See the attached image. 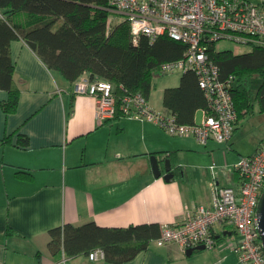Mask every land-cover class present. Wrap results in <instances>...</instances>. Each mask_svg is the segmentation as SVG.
Instances as JSON below:
<instances>
[{
  "label": "crops",
  "instance_id": "crops-1",
  "mask_svg": "<svg viewBox=\"0 0 264 264\" xmlns=\"http://www.w3.org/2000/svg\"><path fill=\"white\" fill-rule=\"evenodd\" d=\"M11 52L20 95L17 111L6 115L2 103L9 92L0 90V264H109L105 257L53 256L50 230L90 222L104 228L181 222L198 207L212 206L216 182L237 187V163L264 141L263 135L249 151L241 147L238 135L248 115L229 144L206 146L123 115L100 123L96 98L77 95L75 83L49 69L23 39L12 42ZM173 75L179 80L168 83L158 103H153L154 80L149 101L158 111L167 112L165 90L180 86L183 74ZM259 111L256 104L248 117H264ZM202 117L200 110L196 121ZM21 137L28 138L27 146ZM153 156L160 161L159 178ZM169 174L173 177L167 181ZM215 233L218 238L223 229L217 226ZM155 241L125 264H242L223 241L191 255L177 244L158 246Z\"/></svg>",
  "mask_w": 264,
  "mask_h": 264
},
{
  "label": "trees",
  "instance_id": "trees-1",
  "mask_svg": "<svg viewBox=\"0 0 264 264\" xmlns=\"http://www.w3.org/2000/svg\"><path fill=\"white\" fill-rule=\"evenodd\" d=\"M112 14L111 0H0V90L9 92L8 100L2 103L6 115L15 113L19 104L11 52L12 42L19 39L70 83L88 75L91 80L115 84L119 100L132 93L149 99L154 80L162 75L160 66L182 58L186 46L169 37L155 42L143 37L135 45L125 20L111 27ZM217 45L211 46L210 59L223 80L236 76L232 93L238 123L254 113L256 104L264 113V47L236 55L217 49ZM163 105L179 123H198L196 115L207 109L208 103L197 75L184 73L179 87L165 90ZM20 142L29 143L23 137ZM18 176L23 179V172ZM162 228L157 224L128 228H104L95 222L68 224L50 230L49 249L53 256L67 258L90 257L101 250L107 263L125 264L147 251L161 236Z\"/></svg>",
  "mask_w": 264,
  "mask_h": 264
},
{
  "label": "built area",
  "instance_id": "built-area-1",
  "mask_svg": "<svg viewBox=\"0 0 264 264\" xmlns=\"http://www.w3.org/2000/svg\"><path fill=\"white\" fill-rule=\"evenodd\" d=\"M111 5L128 23L135 45L143 37L151 42L169 37L186 46L183 57L164 62L160 72L162 75L194 72L208 107L203 110L200 122L181 124L170 113L154 109L142 93L124 94L119 100L115 84L103 79L91 80L84 75L75 82L74 92L96 98L100 123L116 119L120 113L155 123L173 137H193L203 146L210 142L229 144L238 126L232 93L236 76L223 80L218 66L210 59L209 50L215 43L227 41L251 49L264 47V3L254 4L250 0H111ZM236 171L237 187H222L216 182L212 206H200L183 221L163 226L155 243L158 246L177 244L189 252L199 246L212 250L223 241L238 254L242 264H264L258 216L264 194V141L252 155L239 160ZM217 226L223 229L218 238ZM226 232L232 235H224ZM101 257H105L101 250L90 255L94 261Z\"/></svg>",
  "mask_w": 264,
  "mask_h": 264
},
{
  "label": "rangeland",
  "instance_id": "rangeland-1",
  "mask_svg": "<svg viewBox=\"0 0 264 264\" xmlns=\"http://www.w3.org/2000/svg\"><path fill=\"white\" fill-rule=\"evenodd\" d=\"M254 4H263L264 0H250ZM123 18L121 15L113 11L112 17L110 19L111 27L113 28L115 25L119 24L120 22H123ZM217 49L219 50H228V51H235L238 53L248 52L251 50L249 47H243L238 46L234 42H220L217 45ZM173 78L179 80L178 75H160L155 80V82H158L157 89L155 90L156 95L154 96V102L158 103V101L161 98V92L164 90V88L168 85V83H171L173 81ZM249 116V115H248ZM246 117L243 122V127L240 129L239 133V141L241 144V147L244 151H249L251 148L254 147V142L257 141L258 138L263 137L264 135V117H255L251 115L252 117ZM203 118V117H202ZM243 120V119H242ZM232 177V169L230 171V174L228 175V180H230ZM225 186H235V183H228V185ZM231 231V230H230ZM236 235H233V238H235Z\"/></svg>",
  "mask_w": 264,
  "mask_h": 264
},
{
  "label": "water",
  "instance_id": "water-1",
  "mask_svg": "<svg viewBox=\"0 0 264 264\" xmlns=\"http://www.w3.org/2000/svg\"><path fill=\"white\" fill-rule=\"evenodd\" d=\"M152 166H153V171L154 174L157 178L162 176V171L160 168V161L158 158L155 156L152 157ZM167 164V172H170V167H169V161H166ZM173 177L172 174L165 175L164 178L169 181ZM258 216H259V227H260V232L262 235V241H263V246H264V194L262 195V198L260 200L259 206H258ZM224 235H232L231 232H226ZM206 250L204 246H199L194 250H189L188 255H191L194 251H203Z\"/></svg>",
  "mask_w": 264,
  "mask_h": 264
}]
</instances>
